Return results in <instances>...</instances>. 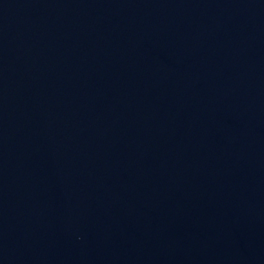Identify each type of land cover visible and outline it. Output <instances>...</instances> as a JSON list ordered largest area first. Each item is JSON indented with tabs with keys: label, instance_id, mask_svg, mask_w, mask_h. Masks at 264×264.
Here are the masks:
<instances>
[{
	"label": "water",
	"instance_id": "95a60500",
	"mask_svg": "<svg viewBox=\"0 0 264 264\" xmlns=\"http://www.w3.org/2000/svg\"><path fill=\"white\" fill-rule=\"evenodd\" d=\"M0 264H264V0H0Z\"/></svg>",
	"mask_w": 264,
	"mask_h": 264
}]
</instances>
